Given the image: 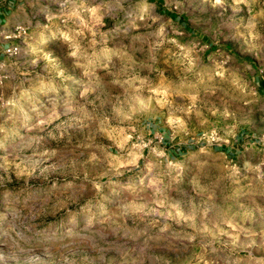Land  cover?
Here are the masks:
<instances>
[{"label":"rangeland","instance_id":"obj_1","mask_svg":"<svg viewBox=\"0 0 264 264\" xmlns=\"http://www.w3.org/2000/svg\"><path fill=\"white\" fill-rule=\"evenodd\" d=\"M15 21L0 264H264V0H21Z\"/></svg>","mask_w":264,"mask_h":264},{"label":"crops","instance_id":"obj_2","mask_svg":"<svg viewBox=\"0 0 264 264\" xmlns=\"http://www.w3.org/2000/svg\"><path fill=\"white\" fill-rule=\"evenodd\" d=\"M20 2L21 0H0V60L8 44L4 34L17 23L15 17L18 13ZM256 87L258 90L264 89V79H256Z\"/></svg>","mask_w":264,"mask_h":264},{"label":"built area","instance_id":"obj_3","mask_svg":"<svg viewBox=\"0 0 264 264\" xmlns=\"http://www.w3.org/2000/svg\"><path fill=\"white\" fill-rule=\"evenodd\" d=\"M5 39H6V40L9 39V37H5ZM4 53H5V54H8V55L12 54V50H11V48H7L6 50H4Z\"/></svg>","mask_w":264,"mask_h":264},{"label":"trees","instance_id":"obj_4","mask_svg":"<svg viewBox=\"0 0 264 264\" xmlns=\"http://www.w3.org/2000/svg\"><path fill=\"white\" fill-rule=\"evenodd\" d=\"M164 14H165L166 16L170 17V18H173V16H172V15H168V14H167V13H165V12H164ZM219 150H220V151H224V152H225V149H224V148H220ZM181 151H183V149H181Z\"/></svg>","mask_w":264,"mask_h":264}]
</instances>
